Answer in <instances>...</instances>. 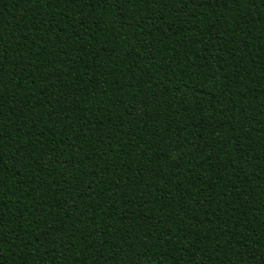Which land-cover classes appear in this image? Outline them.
<instances>
[{"label":"trees","instance_id":"1","mask_svg":"<svg viewBox=\"0 0 264 264\" xmlns=\"http://www.w3.org/2000/svg\"><path fill=\"white\" fill-rule=\"evenodd\" d=\"M0 264H264V0H0Z\"/></svg>","mask_w":264,"mask_h":264}]
</instances>
